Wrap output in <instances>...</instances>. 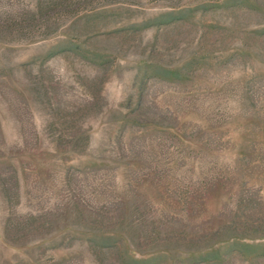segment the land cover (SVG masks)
<instances>
[{
    "label": "rangeland",
    "instance_id": "1",
    "mask_svg": "<svg viewBox=\"0 0 264 264\" xmlns=\"http://www.w3.org/2000/svg\"><path fill=\"white\" fill-rule=\"evenodd\" d=\"M0 264H264V0H0Z\"/></svg>",
    "mask_w": 264,
    "mask_h": 264
}]
</instances>
